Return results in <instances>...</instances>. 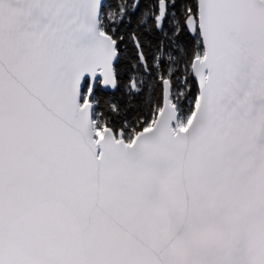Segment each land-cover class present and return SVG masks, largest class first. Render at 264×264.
<instances>
[{"label":"snow or ice","instance_id":"6c2138e0","mask_svg":"<svg viewBox=\"0 0 264 264\" xmlns=\"http://www.w3.org/2000/svg\"><path fill=\"white\" fill-rule=\"evenodd\" d=\"M0 264H264V0H0Z\"/></svg>","mask_w":264,"mask_h":264}]
</instances>
